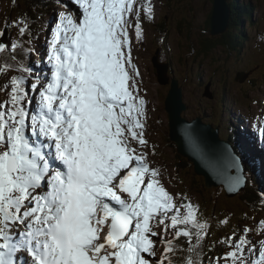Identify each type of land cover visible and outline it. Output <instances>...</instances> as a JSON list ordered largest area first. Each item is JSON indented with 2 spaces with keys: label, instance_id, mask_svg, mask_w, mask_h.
I'll return each instance as SVG.
<instances>
[{
  "label": "snow or ice",
  "instance_id": "snow-or-ice-1",
  "mask_svg": "<svg viewBox=\"0 0 264 264\" xmlns=\"http://www.w3.org/2000/svg\"><path fill=\"white\" fill-rule=\"evenodd\" d=\"M72 3L79 14L59 16L47 73L28 86L13 77L0 102V264H173L176 246L156 228L164 236L171 228L191 248L207 224L190 202L176 203L150 164L128 29L139 40L140 11L151 18L153 8L141 0ZM153 238L164 244L159 261L149 259L158 251ZM232 241L225 264H264V241L258 250L246 249V237Z\"/></svg>",
  "mask_w": 264,
  "mask_h": 264
},
{
  "label": "rangeland",
  "instance_id": "rangeland-1",
  "mask_svg": "<svg viewBox=\"0 0 264 264\" xmlns=\"http://www.w3.org/2000/svg\"><path fill=\"white\" fill-rule=\"evenodd\" d=\"M16 1L23 0H0V32L7 26V33L10 34L7 40H4V33L0 35V42L4 41L0 45L9 46L5 52L0 53V102L9 100L5 88L10 86L13 77H21L19 72H22V68L32 69V72L27 71L31 78L25 80L26 86L35 82L36 74L47 73L48 70L45 71L46 68L42 67L45 60L47 61L44 52H47L52 30L59 22V16L69 12L79 14L72 0H48L46 4L53 6L50 9L53 11L52 17L45 18V24H42V20L37 17L36 22L32 24L29 17L23 16L24 3L14 9ZM233 1L238 2L239 5L248 2L251 7V19L244 22L239 30L242 44L238 47L239 52L236 48L229 51L226 47L219 46L208 58L198 54L200 41L205 37H211L207 26L213 9L212 0H141L145 5L150 2L153 8L152 16L150 18L146 12L140 11L142 36L139 40L136 38L134 28L128 29L132 41V63L140 74L137 77L139 94L145 99L147 107L144 131L145 139L148 141L147 152L150 164L159 170L161 183L175 197L176 203L179 205L190 202L197 209L200 223L207 224L206 235L198 246L193 238L192 247L189 248L187 257L183 259V261L194 259L197 264L202 259H209L211 264L217 262L225 264L221 258L231 250L229 245L233 242L232 238L239 242L240 238L246 237L251 242L245 246L246 249L258 250L261 241H264V234H261L264 227V206L259 209L251 223L241 222L238 228L233 229L231 224L234 218L233 212L246 204H237L236 200L229 198L228 201H217L216 204L221 205L220 210L211 211V206L207 203L208 196L196 189L191 170L175 173L176 163L173 152L169 143L165 142L168 122L164 99L169 87L162 86L159 82L157 74L160 72L156 74L152 59L156 57L158 49L160 59H166L161 54H167L173 74L184 90L188 116L206 114L214 125H219L222 121L225 133H227V124L233 123L234 129L239 128V125H236V117L244 120L245 132H242L252 138L248 139L251 152L242 150V156L253 157L250 166L252 172H255V164L259 163L257 172L262 180L260 198L264 203V149L262 148L264 145V134H262L264 133V0H229L232 7ZM140 7L141 4L138 3L137 8ZM7 16L10 18L8 22ZM169 17H174L173 26L170 21L167 22L169 25L164 26L161 19L168 20ZM130 19L133 24L136 23L135 17ZM21 20L27 23L29 31L33 30V36H30V32L21 36L18 30ZM165 28L168 30L165 31ZM212 38L218 40L219 36ZM190 42L196 44V49L189 50ZM42 53L39 59L37 56ZM207 85L212 100H207L208 97L204 95ZM214 109L216 116L213 114ZM255 143H258V147ZM182 197L187 199L182 200ZM252 223L258 227L256 230L252 229ZM162 229L163 226H160L156 231L161 232L164 239L170 240L172 229H168L166 236ZM153 239L157 240L158 251L155 257L149 259L159 261L164 250L161 249L160 238ZM175 246L177 249L175 256H178L181 251L184 252L187 243L177 238ZM173 253H169V256ZM19 255L21 256V253ZM257 257L258 251L251 256L252 259Z\"/></svg>",
  "mask_w": 264,
  "mask_h": 264
},
{
  "label": "water",
  "instance_id": "water-1",
  "mask_svg": "<svg viewBox=\"0 0 264 264\" xmlns=\"http://www.w3.org/2000/svg\"><path fill=\"white\" fill-rule=\"evenodd\" d=\"M230 9L228 0H213V9L209 21V34L212 37L225 33L228 29ZM158 68L159 82L165 84L167 65L155 63ZM165 110L168 114L169 139L176 145L177 153L193 165L195 174L202 177L205 187L211 189L223 186L222 180H230L225 188L227 192L238 191L245 183L243 170L239 165V157L231 145L219 139L217 130L203 123L200 118L191 121L182 117L186 110L183 102L182 89L179 83L172 79L165 99ZM186 130L192 132V139L185 135ZM240 177V184H235Z\"/></svg>",
  "mask_w": 264,
  "mask_h": 264
},
{
  "label": "trees",
  "instance_id": "trees-1",
  "mask_svg": "<svg viewBox=\"0 0 264 264\" xmlns=\"http://www.w3.org/2000/svg\"><path fill=\"white\" fill-rule=\"evenodd\" d=\"M48 0H23V1H16L14 3V9L18 6L24 3V7L22 9V13L24 17H31L32 20L37 19L38 16H40L42 8L47 6L46 3ZM237 1V0H236ZM233 7L230 6L231 8V17L229 21V26L227 31L219 36L218 40L213 39L212 37H205L200 41L199 45L200 47L197 48L198 54L207 56L214 52L219 46L226 47L229 51L234 50L235 48L238 50L239 45H242L240 43L241 36L239 34L240 27H243L244 22H248L250 17V12H251V7L250 3L245 2L239 5L238 2H234ZM162 23L164 26L169 25L167 22L170 21L171 25L173 26L174 22V17H169V19H161ZM208 28V26H207ZM168 28H165V31H167ZM32 32L30 31V34ZM191 44L189 45V50L192 51V49H196V44L190 42ZM187 116V113H185ZM165 142L169 143L171 150L173 152L174 156V161L176 163L174 170L175 173L179 172L182 173L186 170H191V174L193 176V181L195 182L196 189L198 192L204 194L206 193L208 196L207 203L208 205L210 204L211 210H220L221 205L216 204L217 201H228L224 199V191L220 188H217L215 190H209L206 189L204 186V181L195 175L193 172L192 165L182 156H180L176 152V147L175 145L169 141L168 135L165 138ZM236 148V147H235ZM237 151V148H236ZM259 191L257 190V186L254 184H249L247 185L246 191L241 192L238 194L235 198L237 201V204H240V202H243L242 208L240 207L238 210H236L234 213V218L231 221V224H239L241 222H248L251 223V219L255 216L256 212H258L255 208V205H259L261 203V199L259 198ZM227 204V203H226ZM206 206V205H205ZM184 252L181 251V254H178V259L174 260H181L185 257V255L189 252V244H187L186 247H184ZM181 258V259H180Z\"/></svg>",
  "mask_w": 264,
  "mask_h": 264
},
{
  "label": "bare ground",
  "instance_id": "bare-ground-1",
  "mask_svg": "<svg viewBox=\"0 0 264 264\" xmlns=\"http://www.w3.org/2000/svg\"><path fill=\"white\" fill-rule=\"evenodd\" d=\"M58 1V0H57ZM213 1V0H212ZM32 38V37H31ZM29 49V48H28ZM29 52V51H28ZM236 119V118H235ZM235 123V122H234ZM243 132H245V131H243ZM243 132H241L242 133V135H245ZM237 153H238V151H237ZM238 157H239V160H240V162H239V165H240V167L242 168V170H244V167H243V164H242V161H241V158H240V156L238 155ZM221 183L223 184V187L224 188H227L229 185H230V180H222L221 181ZM241 192H243V191H241V190H238V191H235V192H233L232 190H230L229 191V193H232L233 194V196L234 197H236L238 194H240ZM22 254L23 253H25V252H21ZM20 254V253H19ZM18 254V255H19ZM22 254H21V256H22ZM20 256V255H19ZM23 257V256H22ZM30 259V258H29Z\"/></svg>",
  "mask_w": 264,
  "mask_h": 264
}]
</instances>
